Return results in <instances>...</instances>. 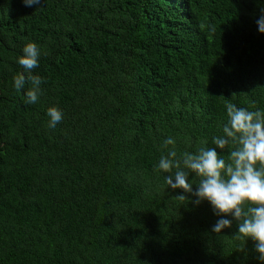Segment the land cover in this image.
<instances>
[{"label":"trees","instance_id":"trees-1","mask_svg":"<svg viewBox=\"0 0 264 264\" xmlns=\"http://www.w3.org/2000/svg\"><path fill=\"white\" fill-rule=\"evenodd\" d=\"M261 9L0 0V264H262L251 239L235 238L236 220L213 232L222 217L210 203L178 200L183 190L154 170L168 137L178 158L215 147L225 105L264 111ZM28 42L41 52L35 104L30 83L13 86ZM53 106L63 119L50 128Z\"/></svg>","mask_w":264,"mask_h":264},{"label":"clouds","instance_id":"clouds-1","mask_svg":"<svg viewBox=\"0 0 264 264\" xmlns=\"http://www.w3.org/2000/svg\"><path fill=\"white\" fill-rule=\"evenodd\" d=\"M26 7L40 5L41 0H22ZM258 31L264 33V9L256 21ZM23 55L17 63L24 72L13 78L17 91L26 83L31 87L25 94V103L35 104L41 94L43 79L32 72L39 66L40 48L34 42L24 45ZM228 120L223 126V134L213 137L215 147H201L196 153L185 152L177 157L175 139L168 137L163 147L172 145L167 155H162L155 171L169 173L165 176L168 188L182 189L177 195L180 201L189 198L183 193L196 197L194 204L208 201L214 213L222 217L213 225L212 231L221 233L232 226V217L238 222L235 238L253 241L257 259L264 264V111H249L234 104L225 105ZM48 126L54 128L63 119V112L57 107H49ZM228 150L226 161L218 150ZM175 169V171H173ZM196 182L192 183L189 176ZM193 184L196 185L195 190ZM243 251L244 249H240Z\"/></svg>","mask_w":264,"mask_h":264}]
</instances>
